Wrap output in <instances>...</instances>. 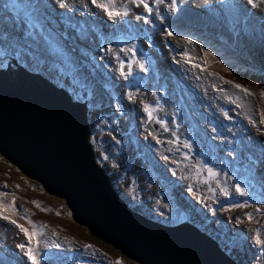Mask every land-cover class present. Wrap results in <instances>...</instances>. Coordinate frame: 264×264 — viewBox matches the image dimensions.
Here are the masks:
<instances>
[{"label":"rangeland","instance_id":"obj_1","mask_svg":"<svg viewBox=\"0 0 264 264\" xmlns=\"http://www.w3.org/2000/svg\"><path fill=\"white\" fill-rule=\"evenodd\" d=\"M147 2L153 9L150 24L137 20L136 15L148 14L143 8L140 11L141 7L136 11L130 4L129 15L114 22L91 5L90 0H64L63 4L61 0L58 3L44 0L45 35L55 45L49 46L40 36L25 41L24 27L17 25L15 34L21 36L20 43L26 45L29 55L19 58L7 55L0 70L10 67L13 77L20 73L18 67H22L67 92L74 103H86L94 159L108 176L114 192L131 210L169 227L192 222L235 262L264 264V249L255 244L252 231L264 220V211H256L264 209V188L255 171L256 161L264 160V155L247 151L251 139H242L239 132H234L236 126H242L246 107L258 121L264 115V98L260 97L264 90V41L256 32L255 23L245 28L241 21L233 31L217 11V2H211V8L206 2L194 8L188 1L178 0L175 12L170 8L171 0ZM117 4L127 1L117 0ZM165 28L173 30L176 39L167 37ZM185 38L196 41V47L177 43ZM121 39L127 43H119ZM133 45L136 59L144 60L148 70L141 72L134 64L131 76L125 79L119 71V60L128 63L132 53L119 49ZM101 47H111L113 51H101ZM201 47L215 57L206 58L207 71L194 70L192 66L203 63ZM185 49L193 57L192 63L183 62ZM209 72L239 83L255 95L245 96L208 75ZM133 77L139 88L126 87ZM255 77L258 82L253 81ZM128 92L138 93L136 99L129 100ZM141 101L155 108L156 119L175 132L178 141L190 143L191 150L164 141L157 144L144 129L148 118ZM258 142L264 143V130L259 133ZM231 148L237 151L230 153ZM182 153L196 155L200 165L206 163L218 175L211 179L198 166L164 159ZM224 179L230 183L223 187ZM236 182L245 187L247 196L235 192ZM4 184L8 187H0V192L15 194L18 211L27 216L21 219L13 215V219L30 232L32 225L28 220L47 225L38 247L40 264H116L117 260L121 264H139L75 222L64 200L48 194L41 184L0 155V186ZM221 186L227 188V196L221 193ZM0 199L10 203L12 195ZM34 200L50 211H41L32 203ZM245 201L248 204L245 208L232 207ZM235 213L241 215L242 223L230 219V214ZM247 213L253 216L251 222ZM7 225L0 221V264H30L22 250L8 253L7 239L15 227ZM261 235L264 237V230ZM23 240L27 244L24 235ZM85 244L94 248L85 250Z\"/></svg>","mask_w":264,"mask_h":264},{"label":"water","instance_id":"obj_2","mask_svg":"<svg viewBox=\"0 0 264 264\" xmlns=\"http://www.w3.org/2000/svg\"><path fill=\"white\" fill-rule=\"evenodd\" d=\"M18 69L13 77L10 67L0 70V155L64 200L75 222L139 264H240L190 224L164 226L132 211L94 159L85 103H74L43 76ZM156 120L145 130L183 145L173 131L159 132L163 127ZM185 155L187 160L182 154L169 159L199 164Z\"/></svg>","mask_w":264,"mask_h":264},{"label":"snow or ice","instance_id":"obj_3","mask_svg":"<svg viewBox=\"0 0 264 264\" xmlns=\"http://www.w3.org/2000/svg\"><path fill=\"white\" fill-rule=\"evenodd\" d=\"M155 2L161 3L163 2V0H155ZM216 2L219 6L217 11L222 13L224 22L230 25L233 31H236L237 25H239L241 21H243L245 28H247L250 24H253L254 21L252 20V16H254L256 13H253L251 10H258L260 5H264V0H239V2L238 0H216ZM63 3L64 0H61V4ZM90 3L95 8L102 10L107 16V18L114 22L118 19L123 20L124 17H127L129 15L131 9L130 7H128V4L135 5L136 7H142L144 12L148 15L142 16L138 14L135 18L137 20H143L144 24L152 23V21L149 19V16H151L153 9L150 7L147 0H127V4H120L119 6L117 4V0H90ZM177 5L178 0H171L170 8L173 12L176 11ZM206 5L209 8L212 7L210 3H207V0ZM85 7H87V5H85ZM46 9L47 5L44 3V0H3V2L0 3V63H2L3 58L9 54L15 55L17 58L29 55V49L26 47V45H22L20 43L21 36L15 34L17 25H22L24 27L23 39L25 41H27L29 38H32L34 40L37 36H40L44 38L45 43L49 46L55 45V41L50 36L45 35L46 25L44 22V13L46 12ZM157 15L159 14L157 13ZM9 28H11L12 31H9ZM260 30L262 35H264V16H262L261 19ZM163 32L167 37H172L173 39H176L173 30L165 28L163 29ZM237 35H239V33H237ZM118 42L127 43V41L123 39L119 40ZM181 42L185 45H190L193 48L196 47V41H194L193 39L185 38L182 41L177 40V43ZM152 46L153 45L149 42V47ZM101 51L112 52L113 49L111 47L107 49L101 47ZM119 51L125 53H132V59L127 64H125L124 60H119V71L122 76H125V79H127L128 76H131L134 64L139 67L141 72H146L148 70L145 67L144 60L136 59L137 52L135 45H133L132 47L120 48ZM199 51L203 52V63H193L192 66L194 68H200L201 71H207L208 61L206 58L212 57L213 59H215V57H213V53L211 51H207L203 47H201ZM140 55L143 56L142 50L140 52ZM181 58L185 64L192 63L193 61V57L189 56L188 49H185ZM215 62L220 63L219 60H216ZM125 69H127V71H125ZM225 71H228V69L225 68ZM208 75L217 78L218 80L222 81L223 84L230 85L232 88L239 90L245 96L255 95V93L251 92L249 88L239 83H235L232 80H226L224 79V77L219 76L215 72H209ZM126 87L139 88L140 85L136 82V78L133 77V79L128 82ZM137 94L138 93L135 92H128V99L135 100ZM153 96L156 97L157 93L153 92ZM260 97L264 98V90H261ZM156 103L157 105H159V99H157ZM141 104L143 106V111L147 114L148 121L156 120V117L154 116V112L156 111V109L151 107L148 103H145L144 101H141ZM156 122L161 124L165 132L169 131V128L164 125V122L162 120H156ZM173 123H175V121H173ZM259 123L261 125H264V115H261ZM148 134L152 136L154 140H156L157 144L161 143V141L157 139L152 132H149ZM172 135L175 136V132H173ZM168 143H174V141L170 140L168 141ZM183 147L191 150L192 145L185 141L183 142ZM176 150L179 151V149ZM235 151H237V149L235 148L229 149L230 153ZM164 159L168 160V157L165 156ZM183 159L187 160L188 156L184 155ZM173 162L175 163L176 161ZM200 170L206 171L209 175V178L211 179H215V177L218 175V173L214 171L212 167H208L206 163L200 165ZM255 171L256 175L260 178L261 187L264 188V160L256 161ZM197 175H199V171L197 172ZM229 179L231 180L232 177H229ZM203 182L207 183L206 180ZM217 186H219V184ZM0 187L7 188L8 185L4 184ZM17 188H19V185H17ZM234 188L235 192L239 195H248V192L246 191L245 187H242L240 182H236L234 184ZM209 190L211 191V189ZM221 193L227 196V188H221ZM9 195H12V201L10 203L6 200L0 199V221L7 222L8 224L18 229L20 233H23L24 237L27 238V244H17V247L23 251L28 261H30V264H40V259L38 258L40 257L38 247L42 242L40 238L44 235V229L47 227V225H36L33 221L28 220V223L32 225V231L30 232L22 224L18 223L16 219H13V215L20 216L21 219H26L27 216L21 214L18 211L16 205L17 197L15 196V194H10L8 192H0V196L7 197ZM32 203L41 211H50V209L44 207L39 201L34 200L32 201ZM247 206V201H245L243 204L237 203L232 205V207L234 208H245ZM256 211H264V209H257ZM24 213H27L26 209L24 210ZM56 215H60V213L57 212ZM246 215L248 217V220L251 222V220L253 219L252 214L247 213ZM242 222L243 221L237 218V223ZM252 231L254 232L253 240L255 244L259 246V248L264 249V237H262L261 235V229L256 228ZM53 235H55V233H53ZM70 243H74V241H70ZM83 248L85 250H89L93 249L94 246L90 244H85L83 245ZM116 264H121V262L117 260Z\"/></svg>","mask_w":264,"mask_h":264},{"label":"bare ground","instance_id":"obj_4","mask_svg":"<svg viewBox=\"0 0 264 264\" xmlns=\"http://www.w3.org/2000/svg\"><path fill=\"white\" fill-rule=\"evenodd\" d=\"M54 1L58 3V0H54ZM181 1L182 2L188 1L187 4L191 5V7L193 6L194 8H198L206 2V0H181ZM207 2H209V3L216 2V0H207ZM131 6L134 7L136 11L139 10V8H140V7H136L135 5H131ZM141 10H142V7L140 8V11ZM251 11L253 13H256L254 16H252V20L256 24V28H255L256 32L261 36L262 40L264 41V35H262L261 30H260L261 19H262V16H264V5H260L258 10L252 9ZM100 22L102 23L103 21H100ZM102 24H104V23H102ZM194 70H196V68ZM244 81L248 82V80H244ZM253 81L258 82L257 77H255L253 79ZM249 83H251V82H249ZM242 97L243 96H240L239 101H240V103L242 102L243 103L242 106H244V100H241ZM236 110H237V112H240V110H238L237 108H236ZM249 110L250 109L248 107H246L244 109L243 116H242V126L241 127L236 126L234 132H236V133L239 132L242 136V139H247V140L251 139L252 143L248 147L247 151L258 152L259 154L261 153V155H264V152L262 151V149H264V143L262 144V143L258 142L259 133L262 130H264V125H261L259 123V121L255 119L256 115L254 113L249 115L250 114ZM229 183H230V181L228 179H224L222 186L224 187L226 184H229ZM222 186L220 187V189L222 188ZM219 191L216 190V193H219ZM237 218H241V215L237 214V213H235L233 215L230 214V219L232 221H236ZM11 227H12V225H11ZM256 228H260L263 231L264 230V220L259 221L258 225L254 226V229H256ZM7 242H8V246H7L8 253L10 255L12 254V252L18 253L16 251H18V250L20 251L21 249L17 247V244L24 243L23 233H20L18 229L13 228L12 235L8 236ZM20 257H21V255H20Z\"/></svg>","mask_w":264,"mask_h":264},{"label":"clouds","instance_id":"obj_5","mask_svg":"<svg viewBox=\"0 0 264 264\" xmlns=\"http://www.w3.org/2000/svg\"><path fill=\"white\" fill-rule=\"evenodd\" d=\"M35 74V73H34ZM69 95V94H68ZM71 97V96H70ZM73 98L71 97V100H72ZM73 101V100H72ZM74 102V101H73ZM81 104H84V103H81ZM85 105H86V103H85ZM86 107H87V105H86ZM87 109H88V107H87ZM88 121V120H87ZM147 124V123H146ZM146 124H145V126H146ZM144 126V127H145ZM145 129V128H144ZM163 129V128H162ZM162 129L159 131V132H163L162 131ZM147 131V130H146ZM148 132V131H147ZM149 133V132H148ZM153 135H155L156 136V134H153ZM177 136V135H176ZM177 140H178V137H177ZM180 142V141H179ZM168 143V142H167ZM181 143V142H180ZM171 144H173V143H171ZM183 144V143H182ZM175 145V144H174ZM177 146H180V145H177ZM182 147H183V145H182ZM184 148V147H183ZM185 154H188V153H182V155H185ZM174 155H177V154H174ZM190 155H193V154H190ZM195 158H197L196 157V155H193ZM171 157H173V155H170L169 157H168V160L169 161H173V160H171V159H169V158H171ZM198 160H199V164L198 165H200V163H201V160L199 159V158H197ZM175 163H178V164H185V165H188V164H186V163H179V162H175ZM198 165H188V166H193V167H196V166H198ZM100 167V166H99ZM133 211V210H132ZM135 212V211H134ZM198 220V219H197ZM187 224H190V225H192L193 227H195V228H197L196 226H194V224L192 223V222H187ZM177 226V225H176ZM198 229V228H197ZM199 230V229H198ZM200 231V230H199ZM201 232V231H200ZM203 233V232H202ZM204 234H206V233H204ZM207 235V234H206ZM209 236V235H208ZM210 237V236H209ZM212 239V238H211ZM213 240V239H212ZM216 243V242H215ZM217 244V243H216ZM218 246V245H217ZM219 248V247H218ZM222 251V250H221ZM223 252V251H222ZM232 259V258H231Z\"/></svg>","mask_w":264,"mask_h":264},{"label":"flooded vegetation","instance_id":"obj_6","mask_svg":"<svg viewBox=\"0 0 264 264\" xmlns=\"http://www.w3.org/2000/svg\"><path fill=\"white\" fill-rule=\"evenodd\" d=\"M169 157V156H168ZM182 165V164H181ZM197 167V166H196ZM198 167H200V165H198Z\"/></svg>","mask_w":264,"mask_h":264},{"label":"trees","instance_id":"obj_7","mask_svg":"<svg viewBox=\"0 0 264 264\" xmlns=\"http://www.w3.org/2000/svg\"><path fill=\"white\" fill-rule=\"evenodd\" d=\"M74 100V99H73Z\"/></svg>","mask_w":264,"mask_h":264}]
</instances>
